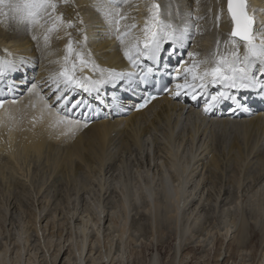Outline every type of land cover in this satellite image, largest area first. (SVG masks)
Returning a JSON list of instances; mask_svg holds the SVG:
<instances>
[{
    "label": "rangeland",
    "instance_id": "374dc122",
    "mask_svg": "<svg viewBox=\"0 0 264 264\" xmlns=\"http://www.w3.org/2000/svg\"><path fill=\"white\" fill-rule=\"evenodd\" d=\"M174 1L181 11L192 12L189 2ZM138 2L129 0L122 8L124 14H127V19L123 21L125 25H137L133 33L140 27L135 21L139 16ZM208 2L199 0L197 3L194 0L192 6L204 14L208 10ZM145 3L148 6L151 0H145ZM3 10L8 11L7 8ZM79 17L83 19L84 15L80 14ZM11 19L10 13L3 21L0 18L5 23L0 26L5 35L12 32ZM191 49L193 50V44ZM0 50L2 53V48ZM48 67L38 64L34 69L28 68L27 71H33L31 73L34 76L24 81L27 88L23 89L21 83H18L12 91H22L21 95L16 93L20 98L33 85L41 90V83L46 84L48 81L45 73ZM39 74L43 81L37 84ZM18 75L19 78L26 77L23 71L18 72ZM54 96L55 93L46 97L53 107L56 104ZM84 101L87 102L86 99ZM107 107L106 105L102 109L107 112ZM91 108L92 106L90 109L83 107L74 111L91 118L95 113ZM156 112L155 108L147 113L138 126H129L127 129L123 125L122 128L127 133L122 139L120 136L117 137V140L120 138L118 141L110 143L103 164L93 160V163L86 165L75 159V167L80 165L82 169L77 173L74 171L75 174L72 175L70 172L75 167L68 172L70 175H63L49 161V148L44 149L43 155L37 161L33 157L27 158V162L10 161L8 164L0 161V249L2 256H7L9 264H15L19 254L21 264H34L30 261L31 258L32 261L38 260L35 264H68L80 247V235L73 228L81 224V219L86 216L88 219L91 217L86 248L89 252L86 259L88 264H93L94 259L101 254L109 253L111 246L113 248L110 260L124 261L125 264H150L153 257L158 259L159 264H172L176 261L184 264L190 260L200 264H264V158L262 155H251L255 143V151L264 155V135L259 134L255 138L252 136L247 143L248 137L241 132L223 134L219 129L212 131L210 125L207 128L199 127L193 122V131L187 130L185 124L182 132L169 140L168 134L173 130V125L165 120L157 121ZM198 113H194L192 118H198ZM199 115L200 120H203L202 115ZM133 130H136L135 133H143V130L144 134L150 132L145 137L142 149L131 144L132 141L129 140ZM235 140L241 144V153H244L241 158L244 157V163H237L233 158L235 153L240 152L239 149L237 151L232 148ZM218 143L221 144L220 147ZM173 149H178V154L184 159L192 154V165L184 177L186 194L182 199L186 204L183 222L187 221L191 226L186 236H181L180 227L175 224L173 226V223L155 224L148 217L150 207L144 200L140 207L131 205L127 211L122 205V197L127 188L138 189L141 184L150 180L155 190L154 199L159 202L161 196L158 192L161 191V175L164 171L171 176L174 186L179 185L169 164L172 163ZM1 153L5 155L3 151ZM213 157L216 158L218 167L213 166ZM236 175L239 178L238 185L234 184L233 178ZM123 184H126V190H123ZM257 204H263L262 212H253ZM243 221L247 226L245 234L240 230ZM228 228L231 229L228 230L229 234ZM122 231L125 232L124 236L120 235ZM63 247L64 250L56 259L57 251ZM158 247L161 249L157 251Z\"/></svg>",
    "mask_w": 264,
    "mask_h": 264
},
{
    "label": "bare ground",
    "instance_id": "6f19581e",
    "mask_svg": "<svg viewBox=\"0 0 264 264\" xmlns=\"http://www.w3.org/2000/svg\"><path fill=\"white\" fill-rule=\"evenodd\" d=\"M159 1H160V5L164 4L162 0ZM185 1L187 3L189 2V5H192V2L190 0H185ZM94 3L95 0H69L68 4H64V3L60 4L59 9L61 10H59V12H62L64 16L67 17L65 18L66 20H71L74 23V27L72 28L62 27L60 29L61 30L59 31L60 36L58 37L61 38L62 41V45L60 47L59 44L56 42L58 41V38L57 39L50 38L48 43L46 44L44 39L42 38L43 37L42 34H41L42 37L40 36L42 28L39 26L31 27L26 23H19L17 22V20L15 19L13 20L12 18L10 20L11 22L9 21L10 24H13L11 30L12 32L10 34H6V35L3 34L0 28V48H2L3 51L1 53L2 55L1 58L15 62L17 67L21 71V72L19 71V73H22L23 71V75L26 76L25 77L26 79L19 78L20 76L18 75L17 72L15 74L17 79L14 78L16 84L21 83L22 87H24L26 86L24 81L27 79H32L34 74H32L31 72L33 71L30 70L27 71L28 68L34 69L36 65L38 66V64L41 65L44 64L49 66L47 68V72L44 70L47 75L46 78L48 81L46 82V84L45 82L41 83V90H39L35 86V88H31L26 95L20 98H18L16 95V93L22 92L19 89L16 90L17 91L16 93L12 91L13 89L9 91V85L12 84L10 73H7L4 78V81L0 82V100L2 99L4 100V107L0 110V152L3 151V154H5V155H2V153L0 154L1 163L7 162L8 164H10L9 163L10 161H20V160L22 161L25 160L24 162H27V158L29 157H33L34 159H36L34 161H37L38 159L40 160L41 156L43 155L44 149L49 148L51 150V154H49L48 156L49 161L52 162L55 168L59 169L60 173H62L63 175L64 174L67 175L69 174L68 173L69 171L73 170V167H75V159H78V161H81L86 165L89 164L90 162L93 163V160H95L100 164H103L106 160L107 157L106 152L108 151L107 149L109 148L110 143L112 141L114 142V140L116 141L117 137L121 136L120 138L122 139L123 135L127 133L126 130L124 132V128L127 127L129 128V126L132 127L133 125L138 126V124H140V121H143L145 119L144 117L146 116V114L154 110L155 108L157 109L156 112L157 121L158 119H160L161 121L165 120L172 123L173 125V130H171L168 134L169 140L176 138L175 129L181 127L183 130L185 124H186L185 126H187L188 128L187 130H189L190 132L193 131L192 128L193 122L195 125H199V127L205 126V128H207L210 125L209 127L211 130L219 129L223 134H227V133L235 134L237 132H241L243 133V135H245V137H248L247 143L250 142L252 136L255 138L256 136H259V134L264 135V114L254 113L250 110L247 112L241 111L235 115V117H237L236 120L231 121L228 120L229 117L227 116H232L234 112H231L230 115H229V111H226L225 114H221L218 112L217 108H215L212 110V112L206 114L203 109L202 115L203 116L209 115L211 119H208L209 121H207V119L202 116L203 120H200L199 113L197 111L188 112L186 105H192L195 106V108H200V105L204 103L203 96L198 97L197 100H192L189 96L183 95V93L180 97H175L172 94L175 92V90L170 94L171 96L173 95V98L175 99L174 102L173 101L170 102L169 99L171 98V96H168L167 98H164L162 102L157 101L153 103L146 110L138 113H131V116H128L126 114L127 113L126 106H124V104L121 103L124 100L122 99L119 101V99L111 98L112 94L109 95V93H106V89L112 88L114 92L117 89L115 86H118V83L119 84L121 83L120 87H118L119 90L126 91L130 87L135 88L137 87L136 78H134L132 82H129L127 79H124L121 81H117L115 84L111 82L106 83L100 86L98 93L93 92L90 94L94 96L91 98L92 101L93 99H95L96 101H99L101 104H103L102 102H105L104 105L107 106L109 105V106L107 107L108 111L106 112V109H102L99 106H94L93 104L91 105L92 106L91 109L95 112L92 115V117H96V118L94 119V122H92L93 124L89 126L84 132L82 133L80 132L81 126L76 127V126H69L67 124L57 123L58 116L55 111L49 110L48 105L50 104V102H47L46 97H50L54 93L51 88L50 76L60 71L65 63L64 57L67 54L66 52L67 44H65V42L68 37L74 39V44L77 49L83 48V50L86 53L90 52L91 59L94 60L96 64H98L101 68L114 69L117 72H137L138 70L131 67L128 59L124 56V46L121 45L118 40L113 39L115 35L111 33L106 23L102 21L103 19L102 15L100 14V12L96 10ZM208 3H210V0ZM137 5H138L137 12H139V16L135 18V21L138 20L139 24L138 23L137 24L140 26L141 29L144 24V19L148 15L147 6L145 0H139ZM253 5L254 7L260 5L264 6V0H253ZM211 7L214 10V16L217 15L221 7L224 8V14L221 16V19L219 21V26L217 27L218 32L212 30L213 34H211L215 37L219 36V38L222 39L223 36L226 35L225 33L231 30L230 18L228 17L226 11V0H211ZM3 12L6 11L3 10ZM96 12L99 14L97 15ZM78 14L84 15L86 21L85 19L81 18L83 21H85L83 22V24L79 23L80 17ZM4 16L5 15L0 14L1 19H3ZM197 17H200V15L198 14ZM3 24L5 23L1 22L0 20V26H3ZM87 25L89 26V30H87ZM29 29L34 32L33 38L29 36ZM81 29L83 31H81ZM140 29L136 32L138 35H141ZM63 30H67V31L64 33ZM205 32L210 33L207 30H205ZM205 32L202 33L204 34ZM69 33L71 35H69ZM85 33L87 37L90 40H92V46L88 41L86 43L83 42L82 36ZM224 38L227 39V37L225 36ZM210 39H211L210 36H208V38L207 37L196 38L195 42L197 43L196 46L198 47V50H200L201 47H204L203 49L208 50L210 45L209 43ZM76 41H80V43L77 44ZM222 50L224 51V49ZM242 52H243V47H241V53ZM21 59L24 61L23 64L20 63ZM197 60H200V58L197 57ZM55 66H57V68H55ZM203 67L204 66H202V68ZM77 69L79 70V62L77 63ZM78 74L83 76H91L93 78H98L99 76V73H96L94 75L87 68H85L83 72L80 71L77 72V75ZM42 78L41 75L39 74L37 79V84L38 82L43 81ZM13 88L15 89V87ZM207 91L215 92L216 89L210 86L207 89ZM44 92L47 93L43 94ZM114 94L119 95L116 92H114ZM78 95L82 96L83 100H85L86 99L85 97L88 95V93L78 92ZM88 99H86L87 102L85 103L87 105H90V101ZM12 100H15V103H12L11 102ZM194 113H198V118H192ZM68 115L73 119L83 120L85 118L84 115L81 116L80 113L78 114L74 110L73 112L68 113ZM89 118L90 116L87 117L88 121L90 120ZM123 125L126 126L122 128ZM134 131L136 130H133V132ZM149 133L144 134V130L143 133L142 132L139 133L134 132L133 134L131 133L132 135L130 136L129 140L132 141L131 144L133 143L134 146L142 149L143 146L145 145V144L143 145L145 137ZM74 135L75 137H73ZM220 139L221 138L219 137L218 141H220ZM219 143L218 146L220 147L221 144L219 145ZM240 146H241L240 142L235 140L232 148L236 150L239 149L240 152L235 153L233 158L237 163L239 162L244 163L243 162L244 157L241 158L242 154L244 153H241L242 151ZM255 149H256V143H255ZM255 149L254 150L251 149L252 151L251 155L255 154V157H260L262 155V157L264 158L262 152L260 153L259 151L256 152ZM176 150L178 151V149ZM177 151H175L174 149L171 151L172 163L169 164H171L170 165L172 166L171 169L174 170V173L177 176V181L179 182L178 186H174L172 184L171 176L166 174L167 171H164L165 170L164 169L163 170L164 172L161 175V191L158 192V194L161 196L160 199L161 202L160 201L156 202L157 199L156 200L154 199L155 190L153 189L152 182L150 180L146 184H141L138 187V189L127 188L126 190V184L125 185L123 184L124 185L123 190H126V193L122 197V205L124 209L127 211V209H129L131 205L135 207H140V204H142V200H144L147 203V206L149 205L148 207H150V209L148 210V215H149L148 217L152 218V221H154L155 224L157 223L158 225H161L164 223H170L172 225L173 223V226L175 224V226L177 225L180 227L181 236H186L189 233L191 226L189 225L190 224L189 222L187 221L186 223L185 221L183 222L184 220L183 211L186 208V204L185 202H182V199L185 197L186 194L185 193L186 190H184L185 189L184 187H186L185 186L186 181L184 177L186 176L190 166L192 165L191 164L192 154L191 157L184 159L182 155L178 154ZM215 159L216 158L214 157L212 159V163L214 167L218 165L217 160ZM193 160L195 159L193 158ZM29 161L30 160H28V162ZM94 164L97 163L94 162ZM75 168L76 169L73 170V172H70L71 175L72 173H74V171L75 173H77L82 169L80 165H77ZM3 172L4 171H2V174ZM233 179H234V184L236 183V185H238L237 184L239 183L238 176L236 175ZM141 182H143V180ZM225 194H226V190H225ZM263 204L262 205L257 204L258 206L256 207V209L254 208L253 212L255 213L259 211L262 212L261 207L263 206ZM173 209H174V215H172ZM230 211L231 209L229 210V213ZM96 215H98V213H96ZM73 217L72 220L74 219ZM90 218L88 219V216L82 218L81 219L82 223L75 225L73 228L75 229V231L77 230V232L80 235V247L74 254L75 256L73 257V259L72 260L69 259L68 264H88L86 262V259L89 252L86 251V248H87V241L89 238L88 224L90 223ZM194 225L195 223H193V226ZM229 228L227 229V231L229 230ZM241 228L242 229L240 230H242V234H245V232L247 231L246 230L247 226L245 221L241 222ZM229 231L227 232L228 234ZM120 235L124 236L125 232L122 231ZM112 248L113 246L110 247L109 253L101 254L97 258L95 257L96 259H94L93 264H125L126 262L124 263V261L123 262L116 261L115 259L110 260ZM160 249L161 247H158L157 251ZM1 250L2 249H0V264H9L8 263L9 260L7 259V256L6 258L5 256H2ZM62 250H64V247L60 248L57 251L56 259L58 258V256L61 255ZM64 255L65 254H63V256ZM19 257L21 258L20 254L17 257V262H15V264H21L19 262L20 259ZM34 258L36 259V257ZM30 261L35 264L36 261L38 260L36 259L35 261H32L31 258ZM150 264H159V261L156 257H153L150 259ZM172 264H178V263L176 261ZM184 264H200V263L198 262L193 263V260H190L188 262H185Z\"/></svg>",
    "mask_w": 264,
    "mask_h": 264
},
{
    "label": "snow or ice",
    "instance_id": "6c2138e0",
    "mask_svg": "<svg viewBox=\"0 0 264 264\" xmlns=\"http://www.w3.org/2000/svg\"><path fill=\"white\" fill-rule=\"evenodd\" d=\"M61 3L68 4L69 0H0V14L7 16L10 13L17 22L26 23L31 27H44L41 21L47 17L51 22L44 35L47 44L52 32L59 31L62 27H74L73 21L65 20L64 14L58 11ZM128 3L129 0H95L94 6L114 33L115 39L124 46V56L131 67L140 69V72H117L114 69L101 68L91 59L90 52L86 53L83 48H75L74 42L69 39L64 65L59 72L50 76L56 104L54 107L49 104L48 107L50 111L56 112L57 123L87 127L86 114L83 120L73 119L68 115L81 106L90 109L78 92L98 93L100 86L106 83L115 84L124 79L132 82L137 77L139 83L149 85L152 83L151 77L155 76L157 71L169 67L167 61L178 49L183 50L189 46L188 41L192 39L194 32L202 34L198 24L190 22H185L182 26L174 24L171 20L173 16L171 4L165 12H162L161 5L156 0H151L147 6L148 15L140 29L141 35H134L133 30L137 28L135 23L122 26L127 14L122 13L121 5ZM5 8L8 9L7 12H3ZM226 11L231 22V31L227 34V39L221 41L219 36L217 37L216 47L210 58L197 60L198 53L188 52L187 55L192 59V63L183 69V82H176L175 92L172 93L175 97H180L183 93L192 100L203 96L206 114L229 101L231 111H249L248 105L238 98L240 92H254L264 99V19L258 22L256 10L251 12L249 10L248 0H226ZM223 14L224 8L221 7L215 16L217 27ZM176 15H180L179 9ZM191 19L192 15L188 13V21ZM79 23L83 24V20L80 19ZM87 39L85 33L82 40L86 43ZM169 42L171 43L166 48L165 44ZM76 43L79 44L80 41ZM221 45L228 49L227 53L221 51ZM241 47H243L242 55ZM77 61L80 72L87 68L94 75L99 73L98 78L77 75ZM20 63L23 64L24 61L21 59ZM16 71H19V68L15 62L0 58V82L4 81L7 73ZM169 75L173 74L169 73ZM173 78L179 81L180 73L176 72ZM156 83L160 81L157 80ZM15 84L16 81H13L9 85V91ZM210 86L216 91L208 92ZM165 90L171 91L168 88ZM155 98L154 94L148 93L143 102L137 106V110L145 107ZM11 102L15 103V100ZM3 107L4 101L0 100V108Z\"/></svg>",
    "mask_w": 264,
    "mask_h": 264
},
{
    "label": "water",
    "instance_id": "95a60500",
    "mask_svg": "<svg viewBox=\"0 0 264 264\" xmlns=\"http://www.w3.org/2000/svg\"><path fill=\"white\" fill-rule=\"evenodd\" d=\"M0 56H1V53H0Z\"/></svg>",
    "mask_w": 264,
    "mask_h": 264
}]
</instances>
